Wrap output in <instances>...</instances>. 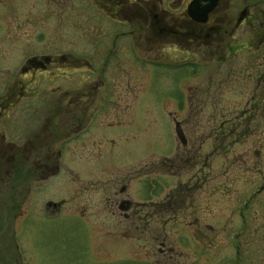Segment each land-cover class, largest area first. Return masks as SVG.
Listing matches in <instances>:
<instances>
[{"label":"flooded vegetation","instance_id":"obj_1","mask_svg":"<svg viewBox=\"0 0 264 264\" xmlns=\"http://www.w3.org/2000/svg\"><path fill=\"white\" fill-rule=\"evenodd\" d=\"M263 7L264 0H0V264H22L26 232L40 230L43 219L67 215L95 228L109 226L114 244L130 239L154 264H212L216 250L226 248L225 242L220 246L213 239L214 232L230 230L203 229L197 219L191 221L198 214L194 207H157L150 199L134 202L129 181L123 178L112 181L110 188L91 190L96 186L85 182L90 171L78 172L73 157L76 150L102 153L104 145H114L119 138L101 142L104 128L116 129L123 121L90 111L99 89L113 88L132 99L138 72H181L179 100L184 101L180 107L186 115L190 97L182 85L195 82L213 65L222 67L233 55L258 52L264 45ZM204 57L212 65L203 66ZM170 82L167 79L166 86ZM250 103L251 109L239 120L255 114L262 94L251 96ZM173 122L182 150L207 152L204 159L220 149L225 155L251 136L249 131L234 134L237 126L224 122L207 138L199 133L196 143L174 118ZM90 135L99 139L82 146L81 138ZM184 155L172 161L182 178L188 163L196 166ZM65 163L70 166L63 177L79 190L56 200ZM129 172L132 179L138 169L130 167ZM184 182L175 187L179 193L168 197L169 206L183 190L190 191ZM97 216L99 225L93 224ZM155 221L161 231L168 226L176 238L185 230L183 243L173 237L177 245L158 240ZM261 231L264 264V220ZM234 242L227 245L232 255L225 264H240L241 245Z\"/></svg>","mask_w":264,"mask_h":264},{"label":"rangeland","instance_id":"obj_2","mask_svg":"<svg viewBox=\"0 0 264 264\" xmlns=\"http://www.w3.org/2000/svg\"><path fill=\"white\" fill-rule=\"evenodd\" d=\"M201 62L203 66L212 63L208 57L202 58ZM182 74L172 70L138 72L132 88V99L126 98V93L121 97L113 88L99 89L94 98L95 104L90 105V111H102L108 118L118 117L117 122L123 121L116 129H107L102 125L104 129L99 136H105H102L104 138L101 142L107 143L104 139L110 137L119 138L114 145H104L102 153L76 150L74 167L78 172L90 171V178L85 182L91 181L92 186H96L91 190L104 186L110 188L112 181L123 178L129 181L128 192L134 202L150 199L155 206L160 205L157 207H194L198 214L194 217L189 215L191 221L197 219V224L203 229L210 226L215 230H230L214 232L213 239L220 246L223 244L220 241L225 242L222 246L226 248L216 250L212 264H225L229 260L228 256L232 254L227 250V245L230 246L232 241H235V245H241L240 264H243L244 259L250 261V264H262L264 45L258 52L233 55L222 67L213 65L203 71L195 82L187 81L182 85L180 89L185 90V95L190 97L186 110L184 108L186 115L181 114L180 106H183L184 101L179 100L180 94H183L178 89ZM167 79L171 80L170 87L166 86ZM260 94L262 104L256 106L255 114L239 120L238 117L252 107V103L249 104L250 97L257 98ZM102 101L107 102L102 104L103 108L99 104ZM173 118L196 143H199V133L207 138L211 136L210 132L221 127L224 122L237 126L234 134L249 131L251 136L230 148L225 155H222L220 149L213 157L204 159L207 152L182 150L175 137ZM99 136L81 138L79 143L84 146L99 139ZM223 140L226 144L227 139ZM183 153L186 159H193L196 165L191 168L192 164L188 163L184 167L182 172L186 178H182L183 174H176L177 164L172 166V161L182 157ZM68 159L72 160V157L68 156ZM77 160H81L82 164H78L81 161ZM64 165L60 168L56 200H61L68 192L79 190L77 185L68 184L69 180L63 177L66 168L70 166L68 163ZM130 167L138 169L132 179L129 177ZM179 181H187V185L191 186L190 191L183 190L179 198L171 201L169 206L167 199L177 194L175 187ZM191 181L197 185L193 186ZM171 217L177 216L172 214ZM94 220L93 224L96 225L102 221L98 216ZM155 224L158 240L164 239L166 243L173 244V237L183 243L184 238L181 236L187 235L185 230H180L183 235L176 238L168 226L161 231L157 221ZM174 224L179 225L178 222ZM240 225H246L244 231H239ZM113 235L114 230H110L109 226L106 230L95 228L68 215L53 220L43 219L40 230L26 232L25 259L22 264H154L145 256L139 244L135 246L134 241L124 239L116 245ZM203 263L211 264L210 261Z\"/></svg>","mask_w":264,"mask_h":264}]
</instances>
